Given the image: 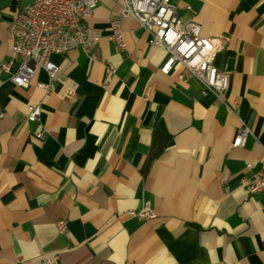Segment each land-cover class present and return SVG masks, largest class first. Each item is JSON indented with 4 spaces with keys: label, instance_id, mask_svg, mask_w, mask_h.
<instances>
[{
    "label": "crops",
    "instance_id": "obj_1",
    "mask_svg": "<svg viewBox=\"0 0 264 264\" xmlns=\"http://www.w3.org/2000/svg\"><path fill=\"white\" fill-rule=\"evenodd\" d=\"M29 2L0 0V264H264V192L244 186L264 160V0H171L179 18L223 39L222 98L179 64L163 74L167 52L132 19L119 50L108 35L120 0H98L86 21L101 36L94 60L53 55L50 91L37 87L50 83L42 69L18 88L1 65ZM29 105L41 109L43 140ZM242 126L250 135L235 148ZM146 201L155 219L128 216Z\"/></svg>",
    "mask_w": 264,
    "mask_h": 264
},
{
    "label": "built area",
    "instance_id": "obj_2",
    "mask_svg": "<svg viewBox=\"0 0 264 264\" xmlns=\"http://www.w3.org/2000/svg\"><path fill=\"white\" fill-rule=\"evenodd\" d=\"M97 4L98 0H30L21 6L8 27L12 37V57L1 65L2 71L9 74V81L18 88H27L37 69H42L50 83H37V87L50 91L58 70L51 60L53 55L64 56L81 49L90 60H94L101 36L86 21L92 17ZM128 18L149 35L151 45L167 52L168 57L161 67L163 74H168L179 64L184 68L186 78H193L200 84L203 95L225 96L229 75L214 65L217 53L224 47L223 39L203 36L198 24L178 17L177 8L171 0H120L119 13L109 22L108 38L121 51L125 50L121 22ZM14 61H18V65L11 72L10 66ZM108 71L113 72L110 68ZM73 93L74 87H71L66 96L71 97ZM40 115L39 106L27 107V121L35 124L33 135L43 140L46 134ZM249 135L247 127H240L232 146L243 147ZM246 168L250 170L252 166L248 164ZM244 186L250 196L264 192V160L251 179L244 181ZM127 214L138 221L156 218L148 201L139 210ZM57 228L59 234L67 235L65 222L60 221ZM54 259L41 258L35 264H51Z\"/></svg>",
    "mask_w": 264,
    "mask_h": 264
}]
</instances>
